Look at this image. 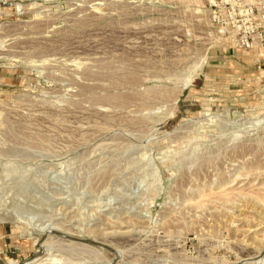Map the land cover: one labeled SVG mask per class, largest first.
<instances>
[{
	"label": "rangeland",
	"instance_id": "374dc122",
	"mask_svg": "<svg viewBox=\"0 0 264 264\" xmlns=\"http://www.w3.org/2000/svg\"><path fill=\"white\" fill-rule=\"evenodd\" d=\"M262 201L264 0H0V264H264Z\"/></svg>",
	"mask_w": 264,
	"mask_h": 264
},
{
	"label": "bare ground",
	"instance_id": "6f19581e",
	"mask_svg": "<svg viewBox=\"0 0 264 264\" xmlns=\"http://www.w3.org/2000/svg\"><path fill=\"white\" fill-rule=\"evenodd\" d=\"M185 16V15H184ZM245 175V174H244ZM224 184V183H223ZM227 184V183H226ZM226 184L224 185V186H226ZM224 186H223V188H224ZM216 187H218V186H216ZM222 192V191H221ZM220 192V195H219V199L220 200H222V201H225V202H228V201H231V196H230V194L229 193H226V192H223V193H221ZM213 194V193H212ZM215 194V193H214ZM199 195V194H198ZM218 195V194H217ZM216 194H215V196H217ZM250 196V195H249ZM257 196V195H256ZM256 196H254V197H256ZM209 196H207V198H208ZM253 197V196H252ZM202 198V197H201ZM204 198H206V197H204ZM206 198V199H207ZM257 198V197H256ZM259 198L260 197H258L257 199H258V202L260 201L259 200ZM256 199V200H257ZM202 200H203V198H202ZM255 200V199H254ZM201 201V200H200ZM200 201H198V202H200ZM261 202V201H260ZM263 203H264V201H262ZM208 205V204H207ZM203 207V206H202ZM204 207H206V205L204 206Z\"/></svg>",
	"mask_w": 264,
	"mask_h": 264
}]
</instances>
